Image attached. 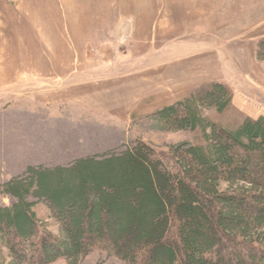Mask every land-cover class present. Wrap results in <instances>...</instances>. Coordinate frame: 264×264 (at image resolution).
<instances>
[{
    "label": "rangeland",
    "instance_id": "1",
    "mask_svg": "<svg viewBox=\"0 0 264 264\" xmlns=\"http://www.w3.org/2000/svg\"><path fill=\"white\" fill-rule=\"evenodd\" d=\"M263 40L264 0H0V206L19 201L5 185L32 166L69 167L138 139L208 145L201 129L165 131L154 117L204 84L235 94L225 112L204 110L211 120L264 117ZM54 76L56 94L36 92ZM37 212L61 235L47 203ZM78 264L132 263L96 250Z\"/></svg>",
    "mask_w": 264,
    "mask_h": 264
},
{
    "label": "trees",
    "instance_id": "2",
    "mask_svg": "<svg viewBox=\"0 0 264 264\" xmlns=\"http://www.w3.org/2000/svg\"><path fill=\"white\" fill-rule=\"evenodd\" d=\"M234 99L229 84L207 83L154 116L165 131L201 129L208 145L161 150L138 139L11 180L5 190L19 201L0 206V246L9 250L0 264H78L96 250L132 264H264V117L232 128L204 113H223ZM39 202L61 235L39 217Z\"/></svg>",
    "mask_w": 264,
    "mask_h": 264
},
{
    "label": "crops",
    "instance_id": "3",
    "mask_svg": "<svg viewBox=\"0 0 264 264\" xmlns=\"http://www.w3.org/2000/svg\"><path fill=\"white\" fill-rule=\"evenodd\" d=\"M58 85H60V83H61V78H56V76H54L53 78H52V88L51 89H46V87H44L43 89H39V91H36L37 93H51L50 92V90L54 93V94H56V85L57 84ZM37 84H39V81H38V83ZM52 101H54L56 104L58 103V102H56V98L55 99H53ZM54 102H53V104H54ZM56 104H54V107H55V111L53 112V114H54V116H56ZM54 121H55V119H54ZM48 133H49V139H46V140H54V142H53V144H52V146H49L50 148H52V150H54V151H56V125H55V128L53 129H51V130H48ZM45 135V134H44ZM43 138V137H42ZM41 139V138H40ZM43 139H45V138H43ZM32 141H33V139H32ZM57 145H61L59 142H58V144ZM86 155V154H85Z\"/></svg>",
    "mask_w": 264,
    "mask_h": 264
}]
</instances>
